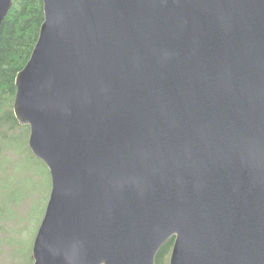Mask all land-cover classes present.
<instances>
[{
	"label": "water",
	"instance_id": "1",
	"mask_svg": "<svg viewBox=\"0 0 264 264\" xmlns=\"http://www.w3.org/2000/svg\"><path fill=\"white\" fill-rule=\"evenodd\" d=\"M13 111L51 173L34 264H264V0H43ZM14 0H0V32Z\"/></svg>",
	"mask_w": 264,
	"mask_h": 264
},
{
	"label": "rangeland",
	"instance_id": "2",
	"mask_svg": "<svg viewBox=\"0 0 264 264\" xmlns=\"http://www.w3.org/2000/svg\"><path fill=\"white\" fill-rule=\"evenodd\" d=\"M26 127L0 128V264L35 263L34 244L52 191L50 169L30 149Z\"/></svg>",
	"mask_w": 264,
	"mask_h": 264
},
{
	"label": "trees",
	"instance_id": "3",
	"mask_svg": "<svg viewBox=\"0 0 264 264\" xmlns=\"http://www.w3.org/2000/svg\"><path fill=\"white\" fill-rule=\"evenodd\" d=\"M44 21L43 0H14L4 20L0 32V128L19 126L13 113L16 78L32 56ZM173 246L174 239H170L158 253L156 264L168 263Z\"/></svg>",
	"mask_w": 264,
	"mask_h": 264
}]
</instances>
